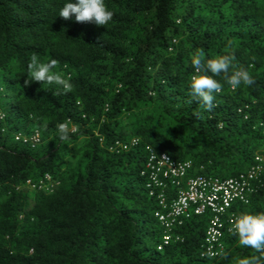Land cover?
I'll return each instance as SVG.
<instances>
[{
  "label": "trees",
  "instance_id": "trees-1",
  "mask_svg": "<svg viewBox=\"0 0 264 264\" xmlns=\"http://www.w3.org/2000/svg\"><path fill=\"white\" fill-rule=\"evenodd\" d=\"M65 2L0 0V90L11 101L0 120V264H264L233 235L221 258H201L208 214L174 224L158 250L160 190L150 196L140 175L146 145L221 178L264 158V0H104L105 26L58 16ZM198 53L234 55L230 72L247 67L255 84L233 90L214 77L223 88L206 110L189 88ZM34 54L55 59L72 91L26 84ZM29 130L38 146L15 140ZM263 193L264 183L235 216L262 213Z\"/></svg>",
  "mask_w": 264,
  "mask_h": 264
},
{
  "label": "clouds",
  "instance_id": "clouds-1",
  "mask_svg": "<svg viewBox=\"0 0 264 264\" xmlns=\"http://www.w3.org/2000/svg\"><path fill=\"white\" fill-rule=\"evenodd\" d=\"M113 15L114 13L106 7L104 0H75V2H73V0H66V2L60 8L58 14V16L64 18L65 20H69L74 17V20L76 22H89V23H94L97 26L107 25L112 20ZM230 44L231 42L229 41V46ZM233 59H234V55H230V54L220 55L216 58H207L203 54L198 53L192 57L191 64L195 69L196 74H194L191 77L189 81V88L191 90V94L193 95V97L197 101L201 102L205 106L206 110L211 111V109L214 107V100L216 99V94L220 93L223 88V85L214 77L223 74L227 84L233 90L241 86L250 87L255 84V79L253 78L252 74L249 72L247 67L242 66L230 72V69H233V63H232ZM56 66H57V61L55 59H51L45 63V62H41V60L37 55L35 54L32 55L30 62L27 64L29 75H28V79H26V84L30 82H42V85L45 84L49 86L55 85L57 91L53 95L67 94L71 92L73 85L70 81V78H65L64 76L56 72H53V69ZM209 73L211 75H209ZM3 100H4L3 104L2 102L0 103V120L5 118V109L11 103V101L8 102L5 99ZM56 131L58 133V139L60 141H66L70 138V129L67 123H59L57 125ZM15 140L33 146H38L40 144V134L35 130L32 131L29 130L28 132L26 131L25 134H17L15 136ZM134 141L137 142V145L135 146L132 145ZM140 144L141 143L139 139L134 138L131 139L130 141L119 143L118 147H120L121 152H127L130 150V148H137ZM124 147H127V149H124ZM148 147L152 148L158 154L165 153V152H157L152 146L146 145L144 147L145 153L143 154L142 157L143 164H142V168H140V175H141V170L144 167L145 157L147 153L146 149ZM256 158L260 159V163L263 167L262 173L260 175V180L262 181V186H263L264 158L259 154H256L254 156V161L248 169L232 177H236L241 173H245L253 166H255L257 163H259L256 162ZM191 174L207 175V176L218 177L220 179H228V178H221L216 175H210L207 173L195 174L193 168ZM47 182L49 183L50 187L55 186L53 189H55L58 186L56 182H51L49 177L47 178ZM255 194L253 195V197L255 196ZM263 195L264 193L261 196L262 199H263ZM253 197L251 198L250 204L246 207L251 206ZM232 209L229 210V214L236 217V219L230 228L231 234L226 233L225 235H233L237 237L238 242L241 246L252 248L257 252H264V213H263L264 211L262 213L260 212L256 214H242L237 217L233 213ZM193 217H201V216H192L191 218ZM209 219H210V215H209ZM159 226L161 227L160 224ZM161 229L163 230V233L160 238L159 247L162 245L163 236L166 233H168L165 232V230L162 227ZM169 234L172 236V232ZM159 247L158 250H160ZM223 255H224V248H223V254L217 259L221 258ZM241 264H258V262L257 260H253V259H245L241 262Z\"/></svg>",
  "mask_w": 264,
  "mask_h": 264
},
{
  "label": "built area",
  "instance_id": "built-area-1",
  "mask_svg": "<svg viewBox=\"0 0 264 264\" xmlns=\"http://www.w3.org/2000/svg\"><path fill=\"white\" fill-rule=\"evenodd\" d=\"M132 145H137L133 142ZM127 149V147H124ZM141 175H148L147 189L153 196L154 188L160 190L156 196L158 209L154 217L166 233L162 245L172 241L174 224L180 225L192 216L210 215L201 246V258L215 260L223 254L224 235L231 234L230 228L236 217L229 214L235 205L248 206L251 198L262 186L260 175L263 167L260 159L245 173L228 179L207 175H192L189 162H176L168 154H158L148 147ZM171 187L174 195L167 201L166 189ZM264 200V195H263ZM264 213V212H263ZM175 241H179L178 238Z\"/></svg>",
  "mask_w": 264,
  "mask_h": 264
},
{
  "label": "rangeland",
  "instance_id": "rangeland-1",
  "mask_svg": "<svg viewBox=\"0 0 264 264\" xmlns=\"http://www.w3.org/2000/svg\"><path fill=\"white\" fill-rule=\"evenodd\" d=\"M2 93H4V91L1 89L0 90V103L2 102V104H3V102H4V100L2 99L3 98V94ZM8 98V97H7ZM6 101H8V102H10V95H9V100H7V99H5ZM215 171H210V172H208V174L209 173H214ZM55 187V186H54ZM54 187H50V186H48V190H51V189H53ZM31 205H32V203H30ZM162 233H163V230H162ZM225 254V253H224Z\"/></svg>",
  "mask_w": 264,
  "mask_h": 264
}]
</instances>
